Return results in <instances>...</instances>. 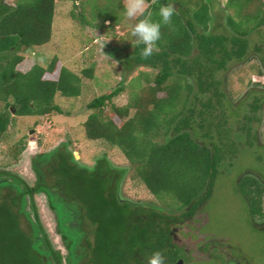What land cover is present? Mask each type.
<instances>
[{"label": "trees", "instance_id": "obj_1", "mask_svg": "<svg viewBox=\"0 0 264 264\" xmlns=\"http://www.w3.org/2000/svg\"><path fill=\"white\" fill-rule=\"evenodd\" d=\"M62 1L79 6L72 19L88 26L124 22V0H14L13 4L0 0V104L4 105L0 140L14 123L12 110L17 117L62 115L56 96L81 95L82 77L60 67L57 57L47 67L35 64L25 73L17 71L24 62L21 52L50 43L55 6ZM215 1L148 3L146 10L153 13L154 21L160 20L161 5L172 4L174 15L162 25L152 56L143 58L144 46L136 42L123 67L127 72L139 67L155 70V77L145 79L147 86L131 92L127 104L118 107L113 101L125 91L122 80L87 105L91 113L83 124L87 140L118 149L133 167L134 178L178 215L149 209L144 221L141 211L120 198L127 169L114 166L106 156L96 159L92 167L82 165L70 143H61L31 157L32 186L17 175L0 173V264H63L41 222L37 195L47 199L55 229L67 242V264H78L88 254L94 264H128L139 262L133 254L144 250L148 256L161 252L165 264L184 258L183 250L173 244L171 227L194 218L213 194L221 163L229 160L231 165L236 156L223 137L229 131L218 133L217 138L211 134L214 126L221 128L218 119L227 124L221 111L226 95L219 73L233 61H246L249 36L264 28V0H226L222 12L228 31L216 34ZM230 10L233 15L227 13ZM255 50L264 53L259 45ZM259 61L264 68V55ZM92 73L86 69L82 74L91 79ZM257 75L264 77V69ZM263 105L264 94L255 96L244 115L246 125L259 121L256 114ZM247 129L251 136V128ZM20 142L18 154L25 148ZM238 189L250 217L262 218L264 179L246 173Z\"/></svg>", "mask_w": 264, "mask_h": 264}, {"label": "rangeland", "instance_id": "obj_2", "mask_svg": "<svg viewBox=\"0 0 264 264\" xmlns=\"http://www.w3.org/2000/svg\"><path fill=\"white\" fill-rule=\"evenodd\" d=\"M6 2L13 4L14 0ZM215 2V33H225L228 27L222 11L226 0ZM124 3L125 0L123 5ZM147 6L146 2V8ZM79 11L80 7H75L72 2H57L50 43L21 52L24 62L17 71L25 73L35 64L47 67L57 57L60 67H66L82 77L81 95L76 99L56 96L55 104L62 110V115L17 117L12 110L14 123L0 140V173L17 175L32 186L35 177L31 171V157L69 142L70 149L82 165L92 167L96 159L106 156L114 166L127 169L120 185L121 199L143 207L161 209L162 215H178L176 210L164 206L134 178L133 167L118 149L103 141L86 139L83 124L91 113L87 105L93 99L117 88L123 80L125 91L113 102L118 107L124 106L131 92L146 87L148 83L145 79L152 81L157 71L139 67L127 72L123 67L126 61L124 57L137 42L130 34V25L136 23V20L124 17V22L117 26H112L109 22L88 26L80 20L72 19V13L77 14ZM227 13L233 15L231 10ZM249 38L251 44L248 59L244 62L233 61L229 63L226 72L219 73L218 78L222 80L221 91L226 95L221 111L224 112V121L227 124L218 119L216 122H219L217 125L221 128L214 126L211 132L217 138L218 133L223 135L229 131L223 137L227 140L229 151H235L236 156L231 165L229 160L221 163L213 194L194 216V220L176 221L171 227L173 236L175 235L173 244L177 248H185L193 257V260L188 257L187 264H222L221 255L218 253L213 255L210 262L203 261L209 258V254L200 251L202 246L206 251L211 248L216 252L222 248L229 250L235 259L244 258L246 264H264V229L254 226L256 222L260 228H264V216L255 218V221L250 217L247 204L238 189V181L246 173L264 179V105L256 114L259 121L249 125L244 121L248 105L255 96L264 94V77L257 75L260 69H264L259 61L264 53L255 50V45L264 49V28L259 32L254 31ZM86 69L92 70L91 79L83 76ZM159 97L164 95L159 94ZM3 107L0 104V112L4 111ZM108 114L112 116L111 112ZM114 119L120 123L116 117ZM247 128H251V136L244 130ZM20 141L25 143V148L18 154ZM250 142L253 143L252 146L249 145ZM34 200L52 244L56 250L64 251L55 231L54 219L46 207L45 197L37 195Z\"/></svg>", "mask_w": 264, "mask_h": 264}, {"label": "clouds", "instance_id": "obj_3", "mask_svg": "<svg viewBox=\"0 0 264 264\" xmlns=\"http://www.w3.org/2000/svg\"><path fill=\"white\" fill-rule=\"evenodd\" d=\"M147 0H125L123 15L128 20L137 22L130 25L131 36L144 47L140 55L143 58L152 56L157 42L161 39V27L171 22L175 9L172 4L161 5L157 15L159 21H154L153 13L146 10ZM147 264H165L164 256L156 251L147 258Z\"/></svg>", "mask_w": 264, "mask_h": 264}, {"label": "flooded vegetation", "instance_id": "obj_4", "mask_svg": "<svg viewBox=\"0 0 264 264\" xmlns=\"http://www.w3.org/2000/svg\"><path fill=\"white\" fill-rule=\"evenodd\" d=\"M46 199V198H45ZM123 200V199H122ZM124 201H126V200H124ZM47 199H46V207H47ZM127 202H129V204L134 208V210L136 211H141L140 213V216L142 217V219H144V221L145 220H147L148 219V217H147V212L149 211V209H154L156 212H159V210H161V209H159V210H157V208H153V207H143L142 205H138V204H134V203H132V202H130V201H127ZM47 209H48V207H47ZM48 211L51 213V215H52V217H53V219H54V216H53V212L51 211V210H49L48 209ZM161 212V214H162V210L160 211ZM157 220V219H156ZM193 220H194V218H193ZM54 223H55V219H54ZM254 226L256 227V228H258V229H264V228H260L259 227V225H257V223L256 222H254ZM55 231H56V229H55ZM56 234H57V236L60 238V241H61V244H62V247H63V249H64V251L62 250H59L60 251V253H61V255L63 256V258H64V262H63V264H67V259H68V257H69V251H68V249L66 248V240H64V238H63V236L61 235V234H58L57 233V231H56ZM174 233H172V235H173ZM173 237H175V235L173 236ZM182 250H183V252H184V258L182 259L183 261H184V264H187V262H186V260H188V257L189 258H192V260H193V257L191 256V255H189V253L186 251V249L185 248H181ZM200 251H202L204 254H206V253H208L209 254V258H207V259H203V261H209L210 262V260H211V258L213 257V255H215V253L217 254H220L221 255V260H222V264H246V261H245V259L244 258H239V259H235L233 256H232V252H230L229 250H225V249H223L222 248V250H217V252L216 251H212V248H211V250H204V246H202L201 248H200ZM148 257H150V256H148V254H147V251H145L144 250V252L142 251V252H134V254H133V258H137V259H139V262H135V261H131V262H128V264H147V258ZM94 257H93V255H90V254H88L87 256H84V257H82V260L78 263V264H94L93 262H92V260L91 259H93ZM242 260L245 262H243L242 263ZM189 261V260H188ZM190 263V262H189ZM96 264V263H95Z\"/></svg>", "mask_w": 264, "mask_h": 264}, {"label": "water", "instance_id": "obj_5", "mask_svg": "<svg viewBox=\"0 0 264 264\" xmlns=\"http://www.w3.org/2000/svg\"><path fill=\"white\" fill-rule=\"evenodd\" d=\"M152 0H147V3H151ZM175 264H184L182 259L178 260Z\"/></svg>", "mask_w": 264, "mask_h": 264}]
</instances>
